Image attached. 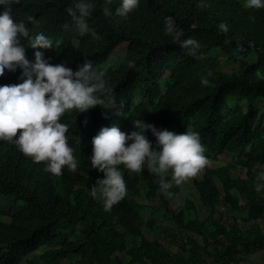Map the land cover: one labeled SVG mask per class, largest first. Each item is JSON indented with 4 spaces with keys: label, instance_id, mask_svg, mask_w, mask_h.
Wrapping results in <instances>:
<instances>
[{
    "label": "trees",
    "instance_id": "obj_1",
    "mask_svg": "<svg viewBox=\"0 0 264 264\" xmlns=\"http://www.w3.org/2000/svg\"><path fill=\"white\" fill-rule=\"evenodd\" d=\"M73 2L14 0L11 11L30 33L49 37L53 47L42 51L50 63L75 70L90 60L112 89L113 103L61 115L76 168L63 166L60 175L0 140V264H256L244 254L264 247V187H254L264 172V8H249L245 0L203 6L139 0L120 16L114 11L119 0H92L89 31L80 34L66 12ZM165 16L182 30L180 39L197 42L193 52L164 32ZM21 42L32 59L30 42ZM123 42V53L111 55ZM19 73L5 70L0 84L18 83ZM136 119L198 132L207 163L200 177L199 170L173 183L171 195L146 167L135 172L117 165L126 194L105 210L100 192L92 193L103 173L90 165L91 138L112 123L125 133L136 130ZM144 133L158 147L152 132ZM222 155L234 159L222 161ZM238 165L244 174L235 173ZM185 181L192 183V198L178 205L175 195ZM229 208L244 215H228Z\"/></svg>",
    "mask_w": 264,
    "mask_h": 264
},
{
    "label": "clouds",
    "instance_id": "obj_2",
    "mask_svg": "<svg viewBox=\"0 0 264 264\" xmlns=\"http://www.w3.org/2000/svg\"><path fill=\"white\" fill-rule=\"evenodd\" d=\"M14 0H0V75L5 70L20 69L18 83L0 84V140L15 144L18 149L34 161H44L45 170L60 175L63 166L76 168L74 149L69 145L66 131L68 125L60 117L67 110L82 112L94 105L110 106L112 89L98 74L90 60H83L76 69L65 63H50L42 50L53 47L52 41L43 32L30 33L23 21L14 19L11 6ZM139 0H119L115 13L126 16L137 7ZM202 6L205 0H198ZM249 8H264V0H245ZM92 0H74L66 12L80 34L89 31L87 17L92 11ZM110 15L109 8L103 9ZM33 21V17H28ZM164 32L171 35L181 47L194 51L197 42L192 38L180 39L179 29L171 16L163 19ZM219 29L226 31L224 22ZM26 40L34 49L32 59L25 55ZM202 84L208 80L201 78ZM107 99V104L105 103ZM136 130L125 133L116 123L101 126L91 138L89 161L92 168L103 173L97 178L92 193L100 192L103 207L108 210L126 194L121 169L139 172L142 167L152 173L159 190L171 195L172 184L179 185L192 177L207 163L204 146L199 133L185 130L176 133L168 129H157L140 119L133 120ZM149 129L158 147H153L144 129ZM19 130V131H18ZM171 170V179L165 174ZM256 191L264 187V172L257 177Z\"/></svg>",
    "mask_w": 264,
    "mask_h": 264
},
{
    "label": "rangeland",
    "instance_id": "obj_3",
    "mask_svg": "<svg viewBox=\"0 0 264 264\" xmlns=\"http://www.w3.org/2000/svg\"><path fill=\"white\" fill-rule=\"evenodd\" d=\"M120 49H123L124 51V42L123 43H120L119 45H117V47L115 48V50L111 53V55H115V52L118 51V53L122 54L123 51H120ZM109 58V57H108ZM264 106H260L259 110L261 111L263 109ZM234 158L231 156V155H222L221 157V160L222 161H232ZM261 167H264V164H262ZM244 167L243 166H240L238 165L237 166V169H236V174H239V175H242L244 174ZM202 170H203V167L200 169V172L198 173L199 177L201 176L202 174ZM191 190H193V186H192V183L189 182V181H185L182 186H181V190L179 191V193H177L175 196H176V203L178 205H183V202L185 200V197H191ZM197 198V197H196ZM173 206L175 207L176 204L173 203ZM228 215H231V214H240L238 216L242 217L244 214H242L241 210L240 209H232V208H229L228 209ZM208 214V211L205 210L203 215L206 216ZM148 213L146 214V218H148ZM160 221L163 225H166V226H170L172 225L171 222H167L165 220H159V219H155V222H158ZM168 228V227H167ZM172 249H176L177 247L176 246H172L171 247ZM246 257H248V261L250 259H253L254 262L256 264H264V247H257V248H254L250 251H247L246 254H244Z\"/></svg>",
    "mask_w": 264,
    "mask_h": 264
}]
</instances>
